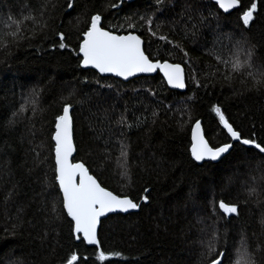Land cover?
<instances>
[{"label":"trees","instance_id":"obj_1","mask_svg":"<svg viewBox=\"0 0 264 264\" xmlns=\"http://www.w3.org/2000/svg\"><path fill=\"white\" fill-rule=\"evenodd\" d=\"M58 2L63 4L64 0ZM113 2L118 7L112 8ZM189 2L197 15L202 13L209 19L198 26L195 34L189 26L186 35L184 8ZM40 3L41 0H0V20L8 14L20 17L21 11L28 15L32 8L25 10V5ZM77 4L75 10H68L70 16L57 12L55 21H50L53 28H60L63 20L60 30L69 33L67 42L73 47L78 41L68 21L75 23L77 13L87 6L89 12H102L105 27L127 29L129 22H135L136 34L141 36L153 57L159 55L183 62L184 57L178 50L152 36L139 20L140 15L155 12L156 0H77ZM160 7L153 31H157L159 24L158 35H167L181 43L194 69L191 72L185 65L188 79L184 93L170 91L159 74L124 83L82 70L70 50L52 48L58 39L53 31L37 34L35 39L23 41L7 52L0 51V264H18L19 261L63 264L64 258L77 246L82 255L95 259V248L75 241L63 217L53 219L42 210L37 193L44 191L45 175L52 176L51 160L34 164L29 150L33 124L34 142L49 143L52 122L62 108V97H69V93H73L71 114L78 149L76 159L86 161L101 181L121 191L123 182L117 174L116 140L124 132L133 167L131 188L123 190L137 196L142 194V188L151 189L150 203L142 210L125 216H109L101 222L98 236L102 248L106 252L121 253L111 258V264H204L200 241L206 240L213 228L220 237L218 248L231 249L232 264L236 262V249L240 248L241 240H246L256 264H264V224H261L264 166L257 168L259 157L253 159L255 153L250 147L230 141L220 130L212 110L213 106H220L245 137L258 142L264 140V86L256 85L246 71L225 80L222 74L230 73L231 66L219 63L210 54L215 50L225 60L232 58L229 48L235 40L241 39L236 14H222L217 26V20L210 16L216 9L209 0H165ZM27 26L32 27L31 21ZM229 35L234 39L230 40ZM217 37L221 42L214 46ZM243 38L254 46L255 65H264V9L259 11L253 27L243 32ZM170 51L173 52L171 57L168 56ZM193 75L200 85L207 86H198ZM96 80L112 87H100ZM33 89L38 94L35 117L29 108L14 127H5ZM153 111L158 113L154 124ZM122 112L128 123L134 125L131 129L115 124ZM137 117L147 118V124L136 127ZM196 119L201 120L213 144L233 143L234 147L219 162L198 165L190 158V127ZM106 147L111 152L108 161L104 159ZM13 184H18V194L5 205L4 197ZM249 187L257 188L259 195L250 197ZM44 198L51 200L47 193ZM221 199L239 203V216L220 214L218 202ZM20 208L23 211L18 212ZM225 264L229 262L225 260Z\"/></svg>","mask_w":264,"mask_h":264},{"label":"snow or ice","instance_id":"obj_2","mask_svg":"<svg viewBox=\"0 0 264 264\" xmlns=\"http://www.w3.org/2000/svg\"><path fill=\"white\" fill-rule=\"evenodd\" d=\"M165 0H156V10L148 16L140 15L139 20L147 26V30L152 36L157 37L160 41L170 45L173 50H178L184 57L183 62H174L170 59H165L157 55L153 57L152 53L144 46V41L141 36L136 34L135 22H129L127 29L122 26L105 27L104 16L102 12H89L87 6L78 12L75 17V23L69 20L68 23L75 33L78 43L73 47L68 43L69 33L60 28L63 27V20L60 28H53L50 21H55L56 13L60 12L64 17L70 16L68 10H75L78 7L77 0H64L60 4L58 0H41L39 5L27 4L25 10L29 7L32 12L24 15L21 11L20 17H15L11 14L6 15V18L0 20L2 28H0V51H9L13 47H17L23 41H31L36 38L37 34H46L48 31H53L58 38L57 42L52 44L53 49L65 51L70 50L74 53L78 66L82 69H93L101 77L113 76L122 78L127 81L131 77L140 76L148 77L151 74L157 73L168 86L173 89H185L187 86L188 76L186 75L185 65L188 66L191 72V59L189 53L183 48L181 43L169 39L167 35H158L160 25L157 24V31H153V23L156 13L161 11V7ZM112 8L118 7V4L113 2ZM215 13H211L212 19L217 20L219 26V17L224 14L230 16L235 12L236 19L241 32V39L235 40L229 51L232 58L225 60L219 52L213 50L210 54L214 56L219 63L231 66V72L222 74L225 80H231L232 74H243L245 71L251 77L256 85L264 86V65L257 67L254 63V46H250L248 41L243 38V32L249 31L259 14L261 9H264V2L261 0H214ZM33 12L35 14H33ZM186 14L185 25L186 35L187 28L195 30L200 24L206 23L209 17H205L202 13L196 14V9L192 3H187L184 8ZM39 17V19H38ZM31 21L32 27L27 26V22ZM230 40L234 37H228ZM220 38L217 37L215 43H220ZM78 49V50H77ZM170 51L168 56H172ZM255 69V70H253ZM219 71V69H217ZM207 78V77H206ZM192 79L198 86L199 81L192 76ZM84 82H87L85 77ZM95 83L100 87H109L112 85H103L100 80ZM151 91V90H149ZM156 95L154 91L151 92ZM73 93H69V97H62L61 111L55 115L52 122L53 127L49 136V143L46 145L44 141L35 143L36 133L33 124L30 129L32 139L29 140L31 145L30 151L33 154L34 164H44L51 160L52 176L49 178L47 174L44 179V191L37 193L41 197L42 210L50 213L53 219L64 218L69 226L70 236L80 245L85 247L94 246L93 253L94 261L88 255H82L79 247L64 258L63 264H111V258L121 256L120 252H106L102 246L98 236V227L101 224V218L107 217L113 213H130L133 211L142 210L143 206L150 203L151 189L144 187L141 193L133 196L131 192L124 191L125 188H131L132 185V162L130 155V146L127 142L126 134L120 133V137L116 140L118 144L119 155L117 157L118 175L121 179L122 190L115 191L107 184L99 179L95 171L83 159H76L74 155L77 153V145L74 140V120L71 110L74 105L71 102ZM189 99H191L189 97ZM38 94L35 89L32 90L30 96L24 99L17 111L12 113V118L8 119L5 127H14L19 122V117L23 113L31 109L32 117H35L38 111ZM213 112L218 118L220 130L226 134L230 141H235L244 146H249L255 153L253 159L259 157L257 168L264 166V140L258 142L255 138L245 137L239 131L225 112L218 105L213 106ZM152 123H155V117L158 113L153 111ZM107 118V114H106ZM31 120V118H29ZM191 119V117H189ZM117 126L131 129L134 125L128 123L125 113H120L115 121ZM141 124H147V118L141 120L137 117L136 127ZM183 126V125H181ZM106 145L108 141L105 142ZM234 147L233 143L225 142L222 144H213L208 138V133L202 127V122L196 119L191 123L190 127V147L188 149L190 158L203 164L206 162H217L230 152ZM45 149L47 154L45 155ZM104 159H111V152L106 147L104 151ZM255 180V177H253ZM18 184H13L4 197L5 205L17 195ZM248 195H259L257 188L249 187ZM51 196V200H46L45 194ZM219 213L224 217L236 216L240 214L239 203H229L221 199L218 202ZM23 211L22 208L17 210ZM213 215L216 214L217 208L215 203L212 208ZM202 222V221H200ZM264 224V218L261 220ZM203 231V230H202ZM47 236V232H45ZM220 237L218 230L213 228L212 234L206 239L201 240L200 244L203 249L201 257L204 264H225V260L232 264V251L227 246L224 250H220L218 245ZM18 264H23L19 261ZM235 264H256L253 253L247 247L246 240H241L240 248L236 249Z\"/></svg>","mask_w":264,"mask_h":264},{"label":"water","instance_id":"obj_3","mask_svg":"<svg viewBox=\"0 0 264 264\" xmlns=\"http://www.w3.org/2000/svg\"><path fill=\"white\" fill-rule=\"evenodd\" d=\"M212 4H214V0H209ZM82 69V68H81ZM82 70H89V71H93L94 73H96L95 72V70H93V69H82ZM99 77H101L100 76V74H98V73H96ZM157 73H154V74H151L150 76H148V77H153V76H155ZM160 75V74H159ZM161 76V75H160ZM140 77H144V76H140ZM139 77V78H140ZM101 78H113V79H116V80H119V81H121V82H128V81H131V80H133V79H136L137 77H131V78H129V80H127V81H124V80H122V78H118V77H113V76H107V77H101ZM147 78V77H146ZM165 83V85H166V87L170 90V91H175V92H179V93H184L185 91H186V88L185 89H173V88H171L170 86H168L167 84H166V82H164ZM230 139V138H229ZM232 142H235V141H232ZM238 143V142H237ZM244 146V145H243ZM246 147H249V146H246ZM231 151V150H230ZM228 154V153H227ZM227 154H225L224 156H226ZM75 155V154H74ZM223 156V157H224ZM222 157V158H223ZM221 158V159H222ZM220 161V160H219ZM219 161H217V162H219ZM194 163H196V164H198V165H201V164H199V163H197V162H195V161H193ZM217 162H210V163H217ZM207 163V162H206ZM137 211H133V212H130V213H113V214H109L107 217H102L101 218V222L103 221V220H105V219H107L109 216H113V215H123V216H125V215H127V214H131V213H136ZM100 227V226H99ZM99 227H98V231H99ZM87 247H93L94 248V246H87Z\"/></svg>","mask_w":264,"mask_h":264}]
</instances>
